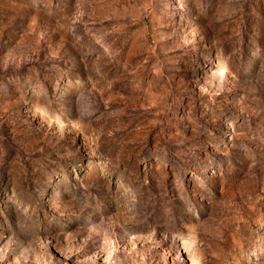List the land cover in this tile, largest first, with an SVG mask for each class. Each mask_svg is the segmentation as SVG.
I'll return each mask as SVG.
<instances>
[{"label":"rangeland","instance_id":"rangeland-1","mask_svg":"<svg viewBox=\"0 0 264 264\" xmlns=\"http://www.w3.org/2000/svg\"><path fill=\"white\" fill-rule=\"evenodd\" d=\"M0 264H264V0H0Z\"/></svg>","mask_w":264,"mask_h":264}]
</instances>
